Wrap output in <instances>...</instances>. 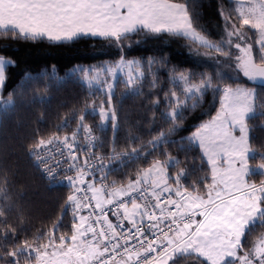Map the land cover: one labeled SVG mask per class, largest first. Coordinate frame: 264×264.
Segmentation results:
<instances>
[{
  "label": "snow or ice",
  "instance_id": "1",
  "mask_svg": "<svg viewBox=\"0 0 264 264\" xmlns=\"http://www.w3.org/2000/svg\"><path fill=\"white\" fill-rule=\"evenodd\" d=\"M190 7L170 0H0V29L18 32L31 40L46 38L62 42L82 37L106 38L119 49L129 34L140 30L172 34L233 59L236 69L252 85L250 88L216 87L221 93L220 110L188 137L198 144L211 165V183L207 184L206 195H200L195 188L189 192L180 183L182 173L170 177L165 167L168 162L159 160L139 171L126 186L117 187L115 183L109 186L105 183L104 157L92 151L98 137L92 134L83 114L78 116L77 127L70 135L55 136L47 141L38 139L36 167L45 166L41 171L49 181H59L66 172L75 173L64 176V182L72 189V194L66 197L74 221L72 234L70 237L60 234V223H57L35 237L34 247L26 244L18 252L9 253L12 264H19L24 257L35 264H169L175 256L189 252L201 257L206 264H233L234 261L264 264V241L248 251L244 250L243 243L248 231L264 224V181L258 186L248 179L249 128L246 123L256 111V82L264 81V2L259 8H249L248 14L241 13L237 21L224 15L218 5L217 11L226 29V44L238 52L234 57L224 46L202 35L197 14L190 13ZM242 26L258 33L257 52L254 53L253 41ZM6 63L12 62L0 57V89L7 83ZM116 67L128 69L124 75L130 90L144 76L136 61L121 58ZM89 71L82 69V78L89 88L94 84L102 87L108 104L107 110L102 106L93 111L98 112L101 124L111 122L115 132L118 125L112 106L113 83L105 81L102 86L99 74L90 77ZM106 71L112 74L114 81L115 70ZM178 79L190 84L189 77L182 72ZM212 87L211 78L185 87L189 95L184 100H175L176 106L169 113L174 124L172 131L181 130L176 121L184 114L177 109L185 107L189 101L195 108L197 95L205 94ZM171 95L175 97L176 93ZM66 127L67 121L62 125ZM81 134L86 141L84 145ZM164 135L161 133L150 143L155 146ZM110 152L115 153L114 145ZM136 153L137 149L133 148L131 154ZM97 166L99 172L95 171ZM109 213L115 223L109 219ZM197 216L201 219H196ZM0 260L4 257L0 256Z\"/></svg>",
  "mask_w": 264,
  "mask_h": 264
},
{
  "label": "trees",
  "instance_id": "2",
  "mask_svg": "<svg viewBox=\"0 0 264 264\" xmlns=\"http://www.w3.org/2000/svg\"><path fill=\"white\" fill-rule=\"evenodd\" d=\"M170 2L191 5L189 11L197 14L198 30L215 44L226 40L218 5L224 15L233 21L239 19L234 3L229 0ZM121 45L118 49L106 38L82 37L63 43L44 38L31 40L0 29V57L12 62L5 66L7 83L0 93V256L4 257L0 264H12L9 253L17 252L26 244L35 245V237L57 223H60V234L71 236L74 221L66 197L72 194V189L49 187L36 167L33 153L39 147L38 139L47 141L70 135L81 114L99 136L101 153L105 155V162L109 161L107 178L117 187L126 186L129 179H135L152 161L172 160L173 165L168 166L171 177L183 173L184 188L189 192L195 188L199 194H206L211 168L199 147L188 137L220 110L221 93L211 89L197 100L195 108L190 105L183 108L180 111L183 118L176 121L181 130L172 131L171 93L182 95L175 91L178 88L172 82V73L189 72L193 83L211 78L212 85L219 88L252 85L236 69L233 59L221 57L186 37L140 30L129 34ZM121 58L139 60L145 72L142 83L135 87L136 92L119 83L112 97L118 125L113 132L111 122L102 126L98 112L93 111L104 97L93 93L77 76L67 77V73L79 64L117 62ZM223 67L231 69L236 80L228 75L220 76ZM256 91V115L246 121L249 147L253 151L248 160L249 169L264 165V86L257 84ZM9 101L12 104L7 106ZM66 121L68 127L62 128ZM161 133L165 134L162 142L153 146L150 142ZM113 145L115 153L110 152ZM133 148L137 149L135 155L131 154ZM113 155L115 159L111 158ZM248 179L260 185L264 175L250 173ZM263 233L264 224L248 231L243 240L244 250L251 249L254 238ZM170 264L206 262L196 255H188Z\"/></svg>",
  "mask_w": 264,
  "mask_h": 264
},
{
  "label": "rangeland",
  "instance_id": "3",
  "mask_svg": "<svg viewBox=\"0 0 264 264\" xmlns=\"http://www.w3.org/2000/svg\"><path fill=\"white\" fill-rule=\"evenodd\" d=\"M229 1L234 3V8H235V11H236V14H237L238 18H240L241 13L248 14V10H249V8H251V7H253V6H256L257 8H259L260 4H261L262 2H264V0H229ZM242 27H243L244 30L248 33V36H249V37L252 39V41H253L254 53L257 52V51H258V46L255 44V41H256V39H258V33L249 30L247 26H242ZM1 30H2V29H1ZM7 31H8V30H7ZM11 31H12V30H11ZM17 33H18V32H17ZM18 34H19V33H18ZM131 34H132V33H131ZM20 35H21V34H20ZM22 36H23V35H22ZM44 39H45V38H44ZM47 40H48V39H47ZM196 43L199 44L198 42H196ZM221 45H222V46H225L226 51L229 52L230 56H233V57H234L236 54H238L237 50H236L233 46H230V45H227V44H226V40H225L224 43H222ZM201 46H204V45H201ZM205 47H206V46H205ZM207 48H208V47H207ZM209 49H210V48H209ZM211 50H213V49H211ZM213 51H214V50H213ZM231 51H235V52L231 53ZM215 53L217 54L216 51H215ZM224 58H226V57H224ZM226 59L229 60V58H226ZM119 61H120V60H119ZM119 61H117V62L100 61V62H98V63H96V64H91V65L79 64V65H76V66H75L74 68H72L71 70H69V72L67 73V77L77 76V77H78L79 79H81V81H82V82L88 87L87 83L84 81V79L82 78V76H81L80 73H81V70H82V69H84V70H90V71H89V76H90V77L99 74V79L101 80L102 86H103V83H104L105 81H107L108 83H113V91H112V97H113L114 94H115V92H116V90H117V88H118V86H119V83L123 84V85L126 87V80H127V77L124 75V73L127 72L128 69H127V68H117L116 65H117V63H118ZM125 61H129V60H125ZM131 61H136V62H138L139 65H140V70L143 71V69H142L143 66H142L141 62H139V60H137V59H131ZM151 66H152V64H151ZM151 66H150V67H151ZM108 68H112V69L115 70V80H114V81L111 79V75H112V74L106 71ZM143 72H145V71H143ZM232 72H233V71H231V69L229 70L228 68L223 67V69L219 72V75H220V76H222V75H228L229 77H233L232 80H236V75L232 74ZM182 73H183V72H182ZM133 74H134V76L136 75V73H135V64L133 65ZM184 74H185L186 76L189 77V82H190L189 85H186L183 81H180V80L178 79L180 73L176 74L175 71L172 73V82H173L175 88H176V86H177V88H178V89H176L175 91H177V93H180V92H181V94H182V95H177V94H176L175 97H172V99H173V101H172L173 108L176 106V104L174 103L175 100H177V99H178V100H184V99L186 98V96L189 95V94L185 93V91H184L185 87L190 86V85H196V84H199V83H200V82H198V83H193V82H191V81H192V78H191L189 72H185ZM143 79H144V76L141 77L140 79H138L137 82H136V84L131 88V90H130L128 87H127V88H128L131 92H136V88H135V87H138V86L142 83ZM125 87H123V89H124ZM88 88H89V87H88ZM89 89H91V91H92L93 93H96L98 96H102V98L104 97V99H101V100L99 101V103H98V108H95V109H99V108H101V107L103 106V107L105 108V110H107V109H108L107 96H106V94L104 93V91L102 90V87H97V86L94 84L93 87H92V88H89ZM211 89H212V90H213V89L215 90V89H216V86H215V87L213 86L212 88H209L207 91H209V90H211ZM203 95H204V94H203ZM203 95L198 94V95H197V100H199ZM191 103H192V101H189L188 104L185 105V107H188L189 105L191 106ZM196 103H197V102H196ZM11 104H12V102L9 101V102L7 103V106H10ZM255 106H256V101H255ZM185 107H183V108H185ZM183 108H179V109H177V111L180 112ZM93 110H94V109H93ZM170 112H171V111H170ZM170 112H169V113H170ZM255 112H256V111H255ZM255 112H254L250 117H252L253 115H256ZM94 113H96V112L94 111ZM169 117H170V116H169ZM250 117H249V118H250ZM107 124H108V123H106V124H101V125H102V126H106ZM92 131H93L95 134L97 133V132H95V131H96L95 129H94V130L92 129ZM236 134H238V132H237ZM248 135H249V133H248ZM97 137L99 138L98 134H97ZM163 137H164V136H163ZM163 137L161 138V140H160L157 144H160V143L162 142ZM81 144H82V145L86 144V141L83 139V134H81ZM196 145L198 146V144H196ZM98 146H99V147H102L100 143L98 144ZM80 155L83 156L84 153L81 152ZM100 155H101V157H105V155H104L103 153H101V150H100ZM252 155H253V151H251V149H250V147H249L248 160H249V158H250ZM206 160H207V159H206ZM173 163H174V161L169 160L168 163L165 164V167L167 168V171H168V166L173 165ZM103 164L106 165V166H108L109 161L103 162ZM209 166H210V168H211V165H209ZM64 167H66V165H65ZM250 169H253L252 172L250 171V173H254V174H263V175H264V168H261V165L256 166V167H254V168H253V167H250ZM168 174H169V172H168ZM249 175H250V174H249ZM169 176L171 177L170 174H169ZM182 176H183V173H182L181 177H182ZM63 177H64V176H63ZM63 177L61 176L60 179H62ZM263 181H264V180H263ZM111 182H112V181H111ZM46 183H47V182H46ZM169 183H170V184H173V181L170 180ZM180 183H181V181H180ZM47 185H48V183H47ZM181 185H182V183H181ZM182 186H183V185H182ZM258 186H259V185H258ZM173 187H175L174 184H173ZM172 195H173V194H172ZM200 195H206V194H200ZM174 196H175V195H174ZM196 219L199 220V219H201V217L197 216ZM254 239H255V240L252 242L253 245H252L251 248H253V247H254L255 245H257V244H260L261 241H264V233L261 234L259 237L254 238ZM34 246H35V245H31L30 247H34ZM24 247H25V246H23L22 248H24ZM22 248H20V249H22ZM20 249H19V250H20ZM19 250H18V251H19ZM18 251H17V252H18ZM188 255H196V254H195V253H192V252H189V253L184 254V255H177V256L174 257L173 261H174L175 259L179 258V257H184V256H188ZM196 256H198V255H196ZM198 257H199V256H198ZM200 258H201V257H200ZM11 261H12V260H11ZM171 262H172V261H169V264H170ZM19 264H35V261H33V260H29L27 257H24L23 259H20V260H19Z\"/></svg>",
  "mask_w": 264,
  "mask_h": 264
},
{
  "label": "built area",
  "instance_id": "4",
  "mask_svg": "<svg viewBox=\"0 0 264 264\" xmlns=\"http://www.w3.org/2000/svg\"><path fill=\"white\" fill-rule=\"evenodd\" d=\"M92 134H93L94 136L97 137V134H95L93 131H92ZM98 144H99V138H98V140L96 141V143L93 145V147H92V151H95L96 154H97L98 156H101V155H100V147L98 146ZM52 147H54V145H53ZM36 149H37V148H36ZM36 149H35V150H36ZM35 150H34L33 155H34V158H35V161H36L37 159H39V155L35 152ZM103 162H105V159L103 160ZM43 167H45V166L42 165L41 168H43ZM41 168H39V169H40V173H41L42 177L45 179V181L48 183V186L51 187V188H53V187H61V186H68L67 183L64 182V177H63V176H65V175H75V173H73V172H66V173H64V174L61 175V176L63 177L62 179H60L59 181H55V182H53V181H49V180L43 175V173H42V171H41ZM108 168H109V167L107 166V167L104 169V173L107 174V176H108V172H107V169H108ZM95 171H96V172H99V166H97V168L95 169ZM105 183L108 184L109 186H111V185L113 184V182L109 181L108 178L106 179ZM97 186H99V178H98V180H97ZM145 186H146V185H145ZM136 195L138 196V194H136ZM167 195H169V194H166V196H167ZM171 195H172V194H171ZM172 196H173V198H176V197L174 196V194H173ZM109 219H110V220H113V223H115V220H114V218L112 217L111 213H109ZM127 226H128L127 223H125V227H127Z\"/></svg>",
  "mask_w": 264,
  "mask_h": 264
},
{
  "label": "crops",
  "instance_id": "5",
  "mask_svg": "<svg viewBox=\"0 0 264 264\" xmlns=\"http://www.w3.org/2000/svg\"><path fill=\"white\" fill-rule=\"evenodd\" d=\"M46 39V38H45ZM102 39V38H101ZM104 39V38H103ZM49 41H51V40H49ZM52 42H56V41H52ZM63 42H69V41H62V42H58V43H63ZM6 65H8V63H6ZM5 65V66H6ZM1 91H2V89H0V93H1ZM239 134V133H238ZM237 134V135H238ZM190 137V136H189ZM193 144H195V143H193ZM196 145V144H195ZM199 147V146H198ZM206 158V157H205Z\"/></svg>",
  "mask_w": 264,
  "mask_h": 264
},
{
  "label": "water",
  "instance_id": "6",
  "mask_svg": "<svg viewBox=\"0 0 264 264\" xmlns=\"http://www.w3.org/2000/svg\"><path fill=\"white\" fill-rule=\"evenodd\" d=\"M256 83L260 86H264V81H257Z\"/></svg>",
  "mask_w": 264,
  "mask_h": 264
}]
</instances>
